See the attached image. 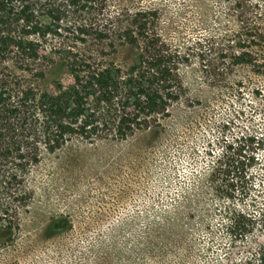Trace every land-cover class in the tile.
I'll list each match as a JSON object with an SVG mask.
<instances>
[{
  "label": "rangeland",
  "instance_id": "374dc122",
  "mask_svg": "<svg viewBox=\"0 0 264 264\" xmlns=\"http://www.w3.org/2000/svg\"><path fill=\"white\" fill-rule=\"evenodd\" d=\"M10 7L4 26L22 27L26 8L51 29L31 36L41 90L73 86L88 65L114 59L126 71L146 55L172 67L179 97L125 139L76 137L45 154L26 182L19 229L0 240V264H244L264 244V0ZM129 34L140 48L127 46ZM238 158L247 172L239 181L223 173ZM239 212L253 222L246 236L231 231Z\"/></svg>",
  "mask_w": 264,
  "mask_h": 264
},
{
  "label": "trees",
  "instance_id": "16d2710c",
  "mask_svg": "<svg viewBox=\"0 0 264 264\" xmlns=\"http://www.w3.org/2000/svg\"><path fill=\"white\" fill-rule=\"evenodd\" d=\"M11 3L0 0V16L10 12ZM19 15L22 27L0 23V240L19 229L21 210L32 197L26 182L45 154L76 137L104 133L125 139L155 125L157 116L166 114L179 97L172 67L162 56L149 61L146 55L134 58L126 71L114 59L103 66L88 65L85 73L76 70L73 86L56 93L41 90L45 71L30 76L32 63L41 59L40 44L31 36H46L51 29L34 22L26 8ZM140 45L137 37L128 35V47ZM242 60L246 58L238 56ZM244 161L238 158L223 173L236 171L238 181L246 179ZM232 219L231 231L246 236L252 219L242 212ZM244 264H264V244Z\"/></svg>",
  "mask_w": 264,
  "mask_h": 264
}]
</instances>
